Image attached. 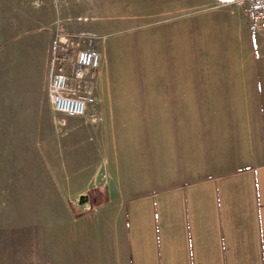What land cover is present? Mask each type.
<instances>
[{
    "label": "crops",
    "instance_id": "obj_1",
    "mask_svg": "<svg viewBox=\"0 0 264 264\" xmlns=\"http://www.w3.org/2000/svg\"><path fill=\"white\" fill-rule=\"evenodd\" d=\"M238 7V23L190 22L184 80L139 70L103 98L116 117H73L64 136L44 119L39 171L67 203L99 190L100 216L72 205L4 230L0 264H264V31Z\"/></svg>",
    "mask_w": 264,
    "mask_h": 264
},
{
    "label": "rangeland",
    "instance_id": "obj_2",
    "mask_svg": "<svg viewBox=\"0 0 264 264\" xmlns=\"http://www.w3.org/2000/svg\"><path fill=\"white\" fill-rule=\"evenodd\" d=\"M206 16L211 23H238L241 13L238 4L221 0H0V234L34 224L45 211L60 214L75 205L88 212L92 195L99 200V190H87L86 202L77 195L67 203L65 190L52 188L50 174L39 171L40 128L48 129L44 119L55 117L53 131L61 136L71 133L74 120L51 107L47 81L37 82L47 72L56 32L74 33L102 55L94 85L97 102L90 111L96 119L80 117L98 126L104 116H117L103 107L104 96L118 102L116 91L136 86L139 70L179 71L184 80L191 52L188 26L195 20L206 23ZM127 110L135 114L136 106ZM100 166L104 170L105 163ZM91 218L81 227L86 229Z\"/></svg>",
    "mask_w": 264,
    "mask_h": 264
},
{
    "label": "built area",
    "instance_id": "obj_3",
    "mask_svg": "<svg viewBox=\"0 0 264 264\" xmlns=\"http://www.w3.org/2000/svg\"><path fill=\"white\" fill-rule=\"evenodd\" d=\"M244 8L253 31H264V0H221ZM102 55L93 45H85L78 35L58 30L48 70L49 95L53 109L67 117L96 119L94 85Z\"/></svg>",
    "mask_w": 264,
    "mask_h": 264
},
{
    "label": "water",
    "instance_id": "obj_4",
    "mask_svg": "<svg viewBox=\"0 0 264 264\" xmlns=\"http://www.w3.org/2000/svg\"><path fill=\"white\" fill-rule=\"evenodd\" d=\"M81 199H84V197H82Z\"/></svg>",
    "mask_w": 264,
    "mask_h": 264
}]
</instances>
